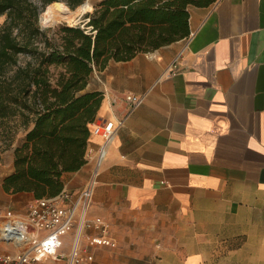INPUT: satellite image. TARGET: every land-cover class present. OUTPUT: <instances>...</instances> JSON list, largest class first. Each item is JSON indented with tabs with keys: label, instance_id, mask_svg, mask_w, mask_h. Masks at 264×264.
<instances>
[{
	"label": "crops",
	"instance_id": "obj_1",
	"mask_svg": "<svg viewBox=\"0 0 264 264\" xmlns=\"http://www.w3.org/2000/svg\"><path fill=\"white\" fill-rule=\"evenodd\" d=\"M189 11V36L91 75L104 95L94 124L123 123L89 215L148 264H264V0ZM129 93L142 97L134 110ZM104 142L91 133L87 163L64 174L66 189L85 184ZM18 194L1 183V219L27 213L28 195L5 197ZM106 248L93 247L94 259Z\"/></svg>",
	"mask_w": 264,
	"mask_h": 264
},
{
	"label": "trees",
	"instance_id": "obj_2",
	"mask_svg": "<svg viewBox=\"0 0 264 264\" xmlns=\"http://www.w3.org/2000/svg\"><path fill=\"white\" fill-rule=\"evenodd\" d=\"M56 1L76 9L86 0H0V126L9 131L19 117L26 128L1 182L9 194L60 193L64 174L87 163L104 98L89 87L93 72L189 36L190 6L216 0H101L79 24L43 28L40 15Z\"/></svg>",
	"mask_w": 264,
	"mask_h": 264
},
{
	"label": "built area",
	"instance_id": "obj_3",
	"mask_svg": "<svg viewBox=\"0 0 264 264\" xmlns=\"http://www.w3.org/2000/svg\"><path fill=\"white\" fill-rule=\"evenodd\" d=\"M125 99L131 110L142 102V97L132 93ZM122 123L111 120L92 125L91 133L101 135L105 142L98 149L90 177L80 189L75 192L64 188L55 196L35 198L24 216L8 211L2 217L0 241L16 250L0 251V264H88L94 260L93 247L118 246L110 223L102 216L91 217L89 212L107 145ZM63 234L72 237L68 251L63 248Z\"/></svg>",
	"mask_w": 264,
	"mask_h": 264
},
{
	"label": "rangeland",
	"instance_id": "obj_4",
	"mask_svg": "<svg viewBox=\"0 0 264 264\" xmlns=\"http://www.w3.org/2000/svg\"><path fill=\"white\" fill-rule=\"evenodd\" d=\"M101 0H86L82 5H80L76 9L69 8L64 2V5L68 8H62L59 10L55 8L45 14V10L41 13L39 18V23L43 28H48L50 26L59 25L61 23H67L70 25H76L83 21V16L86 12L93 10V5L98 3ZM62 2V1H61ZM87 3V4H86ZM86 5V6H85ZM90 5V6H89ZM83 7V8H81ZM48 20H44L43 17H47ZM6 19V15L0 16V25ZM59 69L51 66V73L53 76H57ZM11 130L7 131L5 128L0 126V192H1V181L2 177L5 173L9 172L10 169L13 170L14 167V156H15V148L20 145L25 138L26 128L21 124V120L19 117L10 120ZM2 194V193H1ZM28 195L26 200V208L28 209L29 203L35 199L32 193H22L18 195H14V197L5 196L6 198H19L21 196ZM4 196V195H3ZM4 200H2L3 202ZM7 208L14 209V205L8 203ZM1 217V216H0ZM1 220V218H0ZM1 223V222H0ZM65 250H69L72 244V237L69 234H63L61 236ZM3 242L0 241V248L5 246ZM103 249V248H102ZM102 249L97 250L95 259L90 264H148L149 262L145 259L135 258L131 255L130 252H126L125 250L119 249V244L117 247H107V251H103ZM16 250V248L12 247V251Z\"/></svg>",
	"mask_w": 264,
	"mask_h": 264
},
{
	"label": "bare ground",
	"instance_id": "obj_5",
	"mask_svg": "<svg viewBox=\"0 0 264 264\" xmlns=\"http://www.w3.org/2000/svg\"><path fill=\"white\" fill-rule=\"evenodd\" d=\"M87 4V3H86ZM86 6V5H85ZM90 6V5H89ZM48 8H47V10L45 11V14L47 15L48 14V12H50L51 10H53V9H55V8H58L59 10H62V8L64 7V8H67L65 5H64V3L63 2H61V1H56V2H53V3H51V4H49L48 6H47ZM81 8H83V7H81ZM68 9V8H67ZM43 19L46 21V20H48V16L47 17H43Z\"/></svg>",
	"mask_w": 264,
	"mask_h": 264
},
{
	"label": "water",
	"instance_id": "obj_6",
	"mask_svg": "<svg viewBox=\"0 0 264 264\" xmlns=\"http://www.w3.org/2000/svg\"><path fill=\"white\" fill-rule=\"evenodd\" d=\"M93 7H94V5H93Z\"/></svg>",
	"mask_w": 264,
	"mask_h": 264
}]
</instances>
